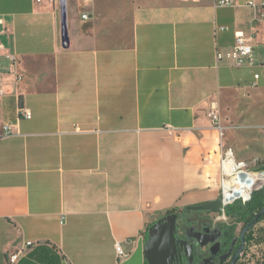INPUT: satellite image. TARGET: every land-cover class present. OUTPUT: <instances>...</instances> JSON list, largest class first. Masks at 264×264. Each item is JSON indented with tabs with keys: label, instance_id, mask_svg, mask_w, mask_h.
Returning <instances> with one entry per match:
<instances>
[{
	"label": "crops",
	"instance_id": "1",
	"mask_svg": "<svg viewBox=\"0 0 264 264\" xmlns=\"http://www.w3.org/2000/svg\"><path fill=\"white\" fill-rule=\"evenodd\" d=\"M249 1L67 0L63 49L57 0H0V135L13 131L0 139V264L18 249L14 264H145L148 227L218 200L214 106L236 160H264V23ZM236 33L253 66L216 59ZM260 237L264 218L252 250Z\"/></svg>",
	"mask_w": 264,
	"mask_h": 264
},
{
	"label": "built area",
	"instance_id": "2",
	"mask_svg": "<svg viewBox=\"0 0 264 264\" xmlns=\"http://www.w3.org/2000/svg\"><path fill=\"white\" fill-rule=\"evenodd\" d=\"M83 4H87L89 0H81ZM235 0H213L216 7L232 6ZM41 3L42 0H36ZM248 7L259 8V18L264 23V0L255 5L253 0L247 3ZM82 20L87 19V15L82 14ZM261 45L264 49V33L262 36ZM6 51L4 45L0 42V55ZM216 59L227 60L234 64L236 67L253 66L254 59V46L252 45V38H246L242 33L235 34V41L233 46L225 52H217ZM255 79L258 76H254ZM3 90L0 88V96ZM20 119L30 120L32 117L31 112L26 108H20L18 111ZM209 118L212 127L217 133V174L219 184L218 200L221 203V210L218 216L225 217V212L228 208L235 204L245 206L248 204L254 193L264 189V169L257 168V160L250 162L238 161L234 156L233 150L224 143L225 128L221 125L220 117L217 106H214L209 112ZM13 134L12 128L9 125H4L0 139L8 137ZM30 244H27V246ZM18 249L14 254L8 257V264H14L18 261L21 253ZM116 254L119 259H125L127 256L123 253L119 244L116 245ZM250 258V253L246 255L245 260Z\"/></svg>",
	"mask_w": 264,
	"mask_h": 264
},
{
	"label": "flooded vegetation",
	"instance_id": "3",
	"mask_svg": "<svg viewBox=\"0 0 264 264\" xmlns=\"http://www.w3.org/2000/svg\"><path fill=\"white\" fill-rule=\"evenodd\" d=\"M225 212V217L211 212H182L177 214L175 227L176 254L173 264H239L244 262L248 252H253V221L237 222L233 214ZM261 219V218H260ZM181 242H183L181 244ZM190 247L192 261L185 254Z\"/></svg>",
	"mask_w": 264,
	"mask_h": 264
},
{
	"label": "water",
	"instance_id": "4",
	"mask_svg": "<svg viewBox=\"0 0 264 264\" xmlns=\"http://www.w3.org/2000/svg\"><path fill=\"white\" fill-rule=\"evenodd\" d=\"M59 4L60 39L61 47H69L67 28V0H57ZM221 210L220 200H216L200 206H192L185 209L189 212H211L218 213ZM264 215V208L255 216L246 230L255 225ZM177 224V214H170L157 220L148 228V240L143 249L144 259L147 264H173L176 254V243L174 232ZM183 242H181L182 244ZM185 254L192 261L190 247L186 245Z\"/></svg>",
	"mask_w": 264,
	"mask_h": 264
},
{
	"label": "trees",
	"instance_id": "5",
	"mask_svg": "<svg viewBox=\"0 0 264 264\" xmlns=\"http://www.w3.org/2000/svg\"><path fill=\"white\" fill-rule=\"evenodd\" d=\"M264 208V189L254 193L252 196L251 201L246 204L245 206H242L241 204H237L233 209L227 210L228 214H233L234 217L237 218V222H245L247 223L251 218H255V216ZM176 210L169 211L165 213L164 216L170 215V214H176ZM163 216V217H164ZM264 218V215L261 217V219ZM149 228V227H148ZM148 229L145 232V241L148 240ZM259 236V235H258ZM261 243H264V239L262 237L255 239V244L259 245ZM250 253V258L245 261L246 263H253V264H264V253L261 255L260 258L255 259L254 262H252V258L254 257L253 254ZM145 264H147L145 262Z\"/></svg>",
	"mask_w": 264,
	"mask_h": 264
},
{
	"label": "rangeland",
	"instance_id": "6",
	"mask_svg": "<svg viewBox=\"0 0 264 264\" xmlns=\"http://www.w3.org/2000/svg\"><path fill=\"white\" fill-rule=\"evenodd\" d=\"M125 1L126 0H105V2L103 4L105 6L106 5L109 6V10H113V9L118 10L120 8L119 6L122 5ZM69 6H70V4H69ZM56 13L57 14L59 13L58 8H56ZM70 19L72 21H78L79 20V13L77 12L74 4L72 6H70ZM261 160H259V162L257 163V168H261L262 166H264V160L263 159H261ZM236 205L237 204L232 205L228 209L231 210ZM176 213H182V210L181 211H177ZM263 253H264V243H261V245L257 244L256 248L253 249V253L252 254L254 255V257L251 259L252 262H254L255 259H257V258H260L261 255H263ZM244 260H245V258H244ZM245 261L241 262L239 264H253V263H246Z\"/></svg>",
	"mask_w": 264,
	"mask_h": 264
}]
</instances>
